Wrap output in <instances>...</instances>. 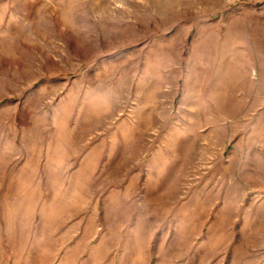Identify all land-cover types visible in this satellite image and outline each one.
<instances>
[{
    "label": "rangeland",
    "instance_id": "1",
    "mask_svg": "<svg viewBox=\"0 0 264 264\" xmlns=\"http://www.w3.org/2000/svg\"><path fill=\"white\" fill-rule=\"evenodd\" d=\"M0 264H264V0H0Z\"/></svg>",
    "mask_w": 264,
    "mask_h": 264
}]
</instances>
